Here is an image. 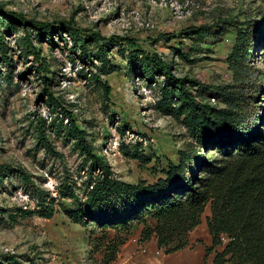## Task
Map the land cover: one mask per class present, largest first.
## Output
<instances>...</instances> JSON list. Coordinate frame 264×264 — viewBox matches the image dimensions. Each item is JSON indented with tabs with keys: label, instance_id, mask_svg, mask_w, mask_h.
Segmentation results:
<instances>
[{
	"label": "rangeland",
	"instance_id": "rangeland-1",
	"mask_svg": "<svg viewBox=\"0 0 264 264\" xmlns=\"http://www.w3.org/2000/svg\"><path fill=\"white\" fill-rule=\"evenodd\" d=\"M0 8L52 25L63 21L86 34L131 38L141 51L169 61L175 77L238 90L245 121L263 120L264 0H0ZM219 20L227 30L217 42L179 33L188 25ZM249 22L251 32L244 42L249 54L239 67L226 60L234 43L233 27L245 29ZM23 33L18 22L0 13V264H102L107 241L116 239L122 243L108 264H153L151 258L182 254L194 257L195 264H211L221 246L205 253L210 244L204 221L208 205L198 226L187 233V244L169 254L156 247L153 237L138 239V219L128 231L104 230L103 239L98 227L66 216L65 209H77L84 201L90 161L64 133L68 119L58 103L84 132L92 152L103 157L114 177L127 183L153 182L166 161L175 163L177 153L188 147L201 150L206 162L222 154L193 145L179 119L158 112L157 83L164 79L154 76L156 82L148 81L130 70L123 42L109 48L107 63L101 66L92 57L91 40L83 60L65 32L53 31L50 39L32 35L38 59L49 65L43 74L57 105L49 103L46 95L39 96L41 74L34 70L35 58ZM95 75L109 85L107 99ZM207 97L213 105L224 106L204 93ZM136 154L143 160L133 158ZM63 186L71 187L75 196L60 198L57 189ZM43 202L52 209L47 217L38 214ZM144 221L152 224L149 218Z\"/></svg>",
	"mask_w": 264,
	"mask_h": 264
},
{
	"label": "trees",
	"instance_id": "trees-1",
	"mask_svg": "<svg viewBox=\"0 0 264 264\" xmlns=\"http://www.w3.org/2000/svg\"><path fill=\"white\" fill-rule=\"evenodd\" d=\"M0 13L10 22L15 20L21 25L24 31L22 39L32 49L35 58L34 70L41 74L43 87L39 96L46 95L49 103L56 100L43 74L49 65L38 59V52L34 51L30 41L32 35L33 38L50 39L53 31L65 32L70 47L77 49L83 60L87 56L86 44L91 40L95 45L92 57L101 66L107 63L109 48L123 42L129 49L126 60L130 70H137L148 81L156 82L154 76L163 77L164 81L157 83L159 99L155 107L158 112L179 119L193 145L222 154L220 159L206 162L201 150L188 147L177 153L175 163L166 161L160 176L153 182L137 180L127 183L113 176L103 157L92 152L84 132L70 118L71 114L55 102L61 115L68 119L64 133L75 139L77 148L90 161L86 169L88 180L84 187V201L78 203L77 209H65L67 217L91 224L92 228L98 227L103 239L106 238L104 230L123 228L128 231L132 220L138 219L142 224L138 239L146 241L153 237L156 247L169 254L187 244V233L199 224L200 216L208 205L205 226L210 244L205 253L221 246L220 250L213 252L211 264H264V116L262 121L255 118L246 122L238 90L175 77L170 72L169 61L141 51L128 37L111 35L104 38L97 33L78 31L63 21L52 25L26 19L19 13L5 12L1 8ZM230 24L234 25L233 22ZM226 28L219 20L212 25H188L179 33L184 38L202 41L211 37L217 42ZM233 28L234 43L226 60L240 67L249 54L244 42L251 32V23H247L245 29ZM262 40L264 43V36ZM178 54L188 60L186 53L178 51ZM95 80L100 85L102 96L107 99L109 85L99 75H95ZM204 93L224 106L213 105L208 97L204 98ZM37 127L38 136L42 138L40 121ZM133 158L143 160L138 154ZM57 192L60 198L75 196L69 186L59 187ZM42 205L38 214L51 215V207L44 202ZM146 218L152 220L151 225L145 223ZM221 237L226 239L224 243ZM121 243L122 239L107 241L102 264L115 259L116 247Z\"/></svg>",
	"mask_w": 264,
	"mask_h": 264
},
{
	"label": "bare ground",
	"instance_id": "bare-ground-1",
	"mask_svg": "<svg viewBox=\"0 0 264 264\" xmlns=\"http://www.w3.org/2000/svg\"><path fill=\"white\" fill-rule=\"evenodd\" d=\"M186 255V256H185ZM195 258L187 254L170 256L164 259H158V257L151 258L153 264H195Z\"/></svg>",
	"mask_w": 264,
	"mask_h": 264
},
{
	"label": "crops",
	"instance_id": "crops-1",
	"mask_svg": "<svg viewBox=\"0 0 264 264\" xmlns=\"http://www.w3.org/2000/svg\"><path fill=\"white\" fill-rule=\"evenodd\" d=\"M204 221H205V220H204ZM199 223H200V222H199ZM197 226H198V225H196V226H195V227H193V228H196ZM193 228H192V229H193Z\"/></svg>",
	"mask_w": 264,
	"mask_h": 264
},
{
	"label": "built area",
	"instance_id": "built-area-1",
	"mask_svg": "<svg viewBox=\"0 0 264 264\" xmlns=\"http://www.w3.org/2000/svg\"><path fill=\"white\" fill-rule=\"evenodd\" d=\"M223 237H221V239H222Z\"/></svg>",
	"mask_w": 264,
	"mask_h": 264
}]
</instances>
